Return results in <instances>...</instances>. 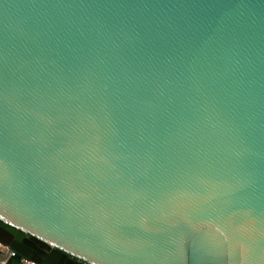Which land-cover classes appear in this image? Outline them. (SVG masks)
I'll use <instances>...</instances> for the list:
<instances>
[{"label": "water", "instance_id": "obj_1", "mask_svg": "<svg viewBox=\"0 0 264 264\" xmlns=\"http://www.w3.org/2000/svg\"><path fill=\"white\" fill-rule=\"evenodd\" d=\"M0 243L264 264V0H0Z\"/></svg>", "mask_w": 264, "mask_h": 264}, {"label": "built area", "instance_id": "obj_2", "mask_svg": "<svg viewBox=\"0 0 264 264\" xmlns=\"http://www.w3.org/2000/svg\"><path fill=\"white\" fill-rule=\"evenodd\" d=\"M0 252L5 254V258L0 261V264H9L8 261L12 260L16 257V253L14 251L9 250L7 247L3 246L0 243ZM19 264H39L34 260L21 258Z\"/></svg>", "mask_w": 264, "mask_h": 264}]
</instances>
